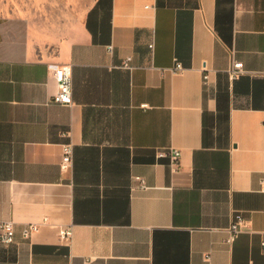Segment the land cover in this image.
<instances>
[{"label":"crops","instance_id":"1","mask_svg":"<svg viewBox=\"0 0 264 264\" xmlns=\"http://www.w3.org/2000/svg\"><path fill=\"white\" fill-rule=\"evenodd\" d=\"M72 15L0 49V220L16 228L0 264H264V0H87ZM61 64L70 104L53 100Z\"/></svg>","mask_w":264,"mask_h":264},{"label":"built area","instance_id":"2","mask_svg":"<svg viewBox=\"0 0 264 264\" xmlns=\"http://www.w3.org/2000/svg\"><path fill=\"white\" fill-rule=\"evenodd\" d=\"M111 45L108 46V49H111ZM122 66L125 68H134L135 66L131 64V57L127 56L122 63ZM173 70L176 72L182 71L183 66L180 62L176 61L173 67ZM243 71V64L242 62H234L230 68L231 76H236L240 72ZM52 76L56 82V92L53 95V100L55 102H59L62 104H70L72 102V70L70 64H61L55 66L52 70ZM208 74L204 73L203 80L204 82L207 81ZM147 104L144 103L142 106H146ZM72 151L73 146L72 143H65L63 145V153L61 156L60 166L62 169L66 170L71 167L72 165ZM180 150L174 147H167L163 149L157 150L158 156H168L169 157V164L172 169H177L179 167V159H180ZM135 180L137 181L135 186L137 187H146L145 180L136 175ZM261 187L260 189L264 191V178L260 180ZM245 226V220L243 216L237 215L233 218L232 222L228 226V236L226 241L232 243L238 233L243 230ZM38 223L37 222H27L22 227V233L25 237H29L33 232L38 230ZM15 223L13 220H0V243L3 244H10L14 242L15 239ZM60 238L63 240L71 241L72 239V227L71 226H63L59 229ZM264 245V242H262Z\"/></svg>","mask_w":264,"mask_h":264},{"label":"rangeland","instance_id":"3","mask_svg":"<svg viewBox=\"0 0 264 264\" xmlns=\"http://www.w3.org/2000/svg\"><path fill=\"white\" fill-rule=\"evenodd\" d=\"M16 1V0H15ZM20 4L13 3V0H6L4 11H0V49L4 44H11L13 30L27 27L31 21L34 27L44 28L50 23L51 17H59L68 11L70 19L72 13L81 10L86 5L87 0H19ZM15 4V5H14ZM20 11V19L14 16L13 9ZM32 12L34 15H29ZM27 13V14H26Z\"/></svg>","mask_w":264,"mask_h":264}]
</instances>
